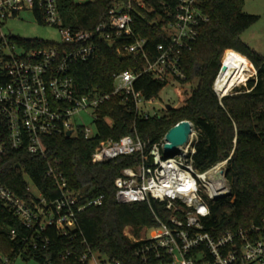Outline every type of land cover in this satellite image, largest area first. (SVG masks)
Instances as JSON below:
<instances>
[{
  "label": "built area",
  "instance_id": "built-area-1",
  "mask_svg": "<svg viewBox=\"0 0 264 264\" xmlns=\"http://www.w3.org/2000/svg\"><path fill=\"white\" fill-rule=\"evenodd\" d=\"M66 1L69 0H0V160L23 153L41 157L47 167L46 177L59 192L52 199L36 186L39 195H35L29 185L30 196L24 199L0 184V199L27 228L38 232L55 226L64 235L77 228L81 211L101 206L104 197L80 202L84 198L82 191L69 186L61 161L48 154V140L94 137L96 129L77 125L76 119L88 113L95 126L102 107L112 97L131 106L137 116L152 117L146 107L153 105L154 99L137 91L136 80L147 74L167 84L185 81L184 53L198 38L199 28L209 21L201 8L203 0H161L162 13H157L151 0H108L111 6L106 15L95 29L88 30L65 23ZM70 1L84 5L98 0ZM25 11H32L41 23L58 27L62 40L54 45H39L34 38L25 45L6 35L3 27L8 20ZM143 12L157 13L150 24H161L166 38L157 44L154 54L147 48L148 40L134 29V15ZM99 42L114 46L121 56H140L144 65L140 70L114 74V90L109 94L99 90L80 94L72 67L93 59ZM223 67L224 59L214 90ZM254 73L246 82L257 76V70ZM237 88L240 87L234 90ZM217 95L220 99L226 96ZM165 144L163 138L148 150L150 142L126 135L118 141L101 142L92 155L93 163L141 155L137 166L124 169L116 178L117 201L148 203L151 207L156 201L171 213L166 220L156 217L158 224L145 227L144 237L131 238L134 242L146 241L136 255L144 262L156 260L158 264H264V221L234 230L207 229L212 215L210 202L231 196L228 160L200 172L195 165L194 138L187 148L170 157H166ZM16 235L15 230L11 231L12 238ZM33 248H38L36 243ZM80 261L107 264L105 258L90 250ZM1 264L14 262L4 258Z\"/></svg>",
  "mask_w": 264,
  "mask_h": 264
},
{
  "label": "trees",
  "instance_id": "trees-1",
  "mask_svg": "<svg viewBox=\"0 0 264 264\" xmlns=\"http://www.w3.org/2000/svg\"><path fill=\"white\" fill-rule=\"evenodd\" d=\"M160 1L151 0L157 13L163 12ZM244 3L245 0H203L201 8L209 21L199 28L198 38L184 53L187 77L181 83L197 80V85L180 106L170 104L172 108L168 109L167 105L161 116L145 119L137 116L128 104L121 103L120 98L112 97L95 122L94 137L48 140L49 156L61 161L60 167L69 186L82 191L84 198L80 202L103 196V204L81 211L77 228L64 235L55 226L38 232L27 228L0 199V264L4 258L15 262L18 257L41 264H87L80 258L89 250L114 263L158 264L156 260L144 262L136 255L146 241L134 242L125 230L131 227L139 235L142 228L158 224L156 217L166 220L171 213L156 201H152L151 207L148 203L121 204L116 199V178L124 169L137 166L141 155L122 156L103 163H93L92 155L101 142L118 141L126 135L150 142L149 150L165 138L170 129L186 120L193 123L196 132L195 165L200 172L228 160L231 196L210 202L212 215L207 229L234 230L264 221V55L242 39V34L259 20V16L244 11ZM65 6L67 25L93 30L111 3L98 0L77 5L69 0ZM157 13L134 15V29L148 40L147 48L153 54L157 44L166 39L161 24H150ZM14 39L30 44L29 39ZM37 43L57 44L40 39ZM226 50L236 52L227 53L224 64L239 62L249 70L251 61L257 76L220 99L214 83ZM143 65L144 59L140 56H121L114 46L99 42L95 57L74 64L71 73L80 94L93 90L109 94L114 90V74L140 70ZM166 86V81H157L147 74L140 75L135 82L137 91L147 99H156ZM17 163L21 166L17 167ZM46 172L44 160L28 153L0 160V184L24 199L30 196L26 177L45 196L52 199L58 196ZM13 230L17 233L15 238L11 236ZM35 243L37 249L33 248Z\"/></svg>",
  "mask_w": 264,
  "mask_h": 264
},
{
  "label": "rangeland",
  "instance_id": "rangeland-1",
  "mask_svg": "<svg viewBox=\"0 0 264 264\" xmlns=\"http://www.w3.org/2000/svg\"><path fill=\"white\" fill-rule=\"evenodd\" d=\"M244 11L248 14L259 16V20L242 34V39L252 49L264 55V0H245ZM3 31L5 32L6 35L13 36L16 38H24V39L36 38L43 41L55 42V43H58L62 40V35L58 27L41 23L32 11H25L20 13V15H18L17 17L10 18L3 27ZM224 56H226V53H224ZM222 59H224V57ZM236 63L244 68V66L241 65L239 62ZM250 63H251V68L253 67L254 68L251 73H249L251 71L250 67L249 70L246 69L247 70L245 72L247 75L246 81L250 77V74L253 75L255 74L254 72L256 71V68L251 61ZM226 65H231V64H226ZM196 85H197V80L185 84H180L176 81H171L160 92L159 96L156 99H154V104L148 105L146 107V111H148L152 116L155 115L161 116L162 114L165 113L166 108L164 109V106L170 104L174 105L175 107L180 106L183 103V101L189 96V94L194 90ZM246 85L242 84L239 87L241 88ZM230 91L227 92L228 95L233 92ZM81 117L82 118L76 119L77 125L84 126L92 130L95 129L93 119L92 117L89 116L88 113H82ZM193 138L196 140V132ZM26 181L29 183L32 193H34L35 195H39L38 191L36 190L34 184L31 182L29 177H26ZM125 234L132 239H140L145 235L144 228H142L141 231L139 232V235H137L136 231H134V229L131 227H128L125 230ZM106 262L107 264H112L107 259ZM14 264H41V263L36 260H24L23 258L18 257L15 260Z\"/></svg>",
  "mask_w": 264,
  "mask_h": 264
},
{
  "label": "water",
  "instance_id": "water-1",
  "mask_svg": "<svg viewBox=\"0 0 264 264\" xmlns=\"http://www.w3.org/2000/svg\"><path fill=\"white\" fill-rule=\"evenodd\" d=\"M225 70L223 67L222 71ZM172 106L168 105V109H171ZM72 132L68 133L70 136ZM195 134L194 125L190 121H182L177 124L175 127L170 129L165 136L166 144L164 151L166 157L174 156L180 153L183 149L187 148L193 140Z\"/></svg>",
  "mask_w": 264,
  "mask_h": 264
},
{
  "label": "bare ground",
  "instance_id": "bare-ground-1",
  "mask_svg": "<svg viewBox=\"0 0 264 264\" xmlns=\"http://www.w3.org/2000/svg\"><path fill=\"white\" fill-rule=\"evenodd\" d=\"M227 63L224 64L225 70L222 71L215 84V90L221 97L225 96V94H228L227 92L230 90V92H232L234 87L244 84L247 77L245 73L247 70L242 66L237 63L226 65Z\"/></svg>",
  "mask_w": 264,
  "mask_h": 264
}]
</instances>
